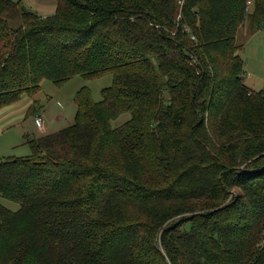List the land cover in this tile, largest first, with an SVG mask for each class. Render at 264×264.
I'll return each mask as SVG.
<instances>
[{"label":"trees","instance_id":"1","mask_svg":"<svg viewBox=\"0 0 264 264\" xmlns=\"http://www.w3.org/2000/svg\"><path fill=\"white\" fill-rule=\"evenodd\" d=\"M55 2L40 17L0 0V110L44 81L111 85L0 159L19 205L0 204V264H264V89L236 41L264 0Z\"/></svg>","mask_w":264,"mask_h":264},{"label":"rangeland","instance_id":"2","mask_svg":"<svg viewBox=\"0 0 264 264\" xmlns=\"http://www.w3.org/2000/svg\"><path fill=\"white\" fill-rule=\"evenodd\" d=\"M20 1L26 9L40 17L53 15L56 10L55 0ZM236 41L243 47L237 53L244 63L243 83L254 91L264 89V22L261 28L253 33H250L247 23H245L244 28L239 31ZM110 85V75L96 79L74 77L63 84L44 81L40 91L33 97H24L18 103L2 108L0 110V159L22 158L30 154L29 147L23 142L19 143L22 140L25 127L30 130L28 136L39 138L71 126L76 113L74 99L79 90L86 88L92 101L99 102L101 91ZM30 105L37 108L41 116L42 127L39 130L34 128L31 118L26 116ZM126 119V116H121L117 123H123ZM9 120L12 122L4 124ZM7 152H10V155H7ZM0 204L11 211H16L19 208L17 203L2 198H0Z\"/></svg>","mask_w":264,"mask_h":264},{"label":"crops","instance_id":"3","mask_svg":"<svg viewBox=\"0 0 264 264\" xmlns=\"http://www.w3.org/2000/svg\"><path fill=\"white\" fill-rule=\"evenodd\" d=\"M36 113H37V115H39V117L41 118L39 112H36ZM26 116H28L29 118H31V120L33 121V118H34L35 115H33V114L29 115L28 112H27V113H26ZM10 122H12V120L6 121V122H4V124H5V123H10ZM25 122H26V121H25ZM33 124H34V121H33ZM34 128H36L37 130L40 129V128H37V127L35 126V124H34ZM29 131H30L29 128H26V127H25L24 134H23L22 137H21L22 140H21L19 143H21V142L24 141V138H25V136H28V132H29ZM13 145H14V144H13ZM10 147H11V146H10ZM10 147H9V148H10ZM10 152H11V151H10ZM10 152H7V153H8L7 155H10V154H9Z\"/></svg>","mask_w":264,"mask_h":264},{"label":"built area","instance_id":"4","mask_svg":"<svg viewBox=\"0 0 264 264\" xmlns=\"http://www.w3.org/2000/svg\"><path fill=\"white\" fill-rule=\"evenodd\" d=\"M34 124L37 128H41L42 127V120L39 116L35 115L33 118Z\"/></svg>","mask_w":264,"mask_h":264}]
</instances>
